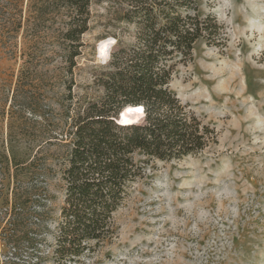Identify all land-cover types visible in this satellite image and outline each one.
Segmentation results:
<instances>
[{
	"label": "trees",
	"instance_id": "1",
	"mask_svg": "<svg viewBox=\"0 0 264 264\" xmlns=\"http://www.w3.org/2000/svg\"><path fill=\"white\" fill-rule=\"evenodd\" d=\"M24 2L30 5L28 11H11ZM96 3L106 5L110 30L124 26L134 35L127 43L113 33L109 62L91 69L92 85L81 94L75 70ZM201 4L202 0H0V36L8 40L4 45L10 56L21 62L15 93H21L22 100L17 109L33 124L32 139L24 133L26 143L17 151L11 137L8 150L17 181L13 207L0 216V240L13 250L11 264L25 255L40 264L50 254L58 264H74L95 253L117 237L114 216L147 164L198 157L217 143L216 132L170 89L176 67L193 60L198 41L223 40L217 18L202 15ZM56 44L64 52L58 55L67 91L62 111L53 108L48 96L51 57L46 48ZM128 107L134 108L124 112L125 124H120L118 117ZM138 110L141 114H134ZM52 146L60 148L58 154L50 153ZM54 161L63 165L64 205L51 225L48 185L55 174ZM5 204L9 203L0 200V206ZM42 242L50 246L47 255L41 251Z\"/></svg>",
	"mask_w": 264,
	"mask_h": 264
},
{
	"label": "rangeland",
	"instance_id": "2",
	"mask_svg": "<svg viewBox=\"0 0 264 264\" xmlns=\"http://www.w3.org/2000/svg\"><path fill=\"white\" fill-rule=\"evenodd\" d=\"M105 8L93 5L91 29L83 37L85 46L75 70L81 94L92 85L91 69L109 62L113 33L127 43L133 41V29L107 27ZM29 9L24 2L11 11ZM201 14L217 18L223 40L198 41L193 60L176 67L170 89L216 132L217 143L198 157L147 164L114 216L117 237L74 264H264V0H202ZM6 42L0 36V200L9 204L0 206V216L13 207L17 181L8 154L11 137L17 151L26 143L24 133L33 137L32 122H25L17 109L22 100L21 93H15L21 62L10 56ZM18 42L23 48V40ZM46 49L51 57L48 96L53 108L62 111L67 105L58 58L63 48L56 44ZM59 151L57 146L50 148L53 155ZM52 167L51 225L64 205L62 162L54 161ZM41 245L47 255L50 246ZM12 251L0 240V264L12 263ZM48 258L40 264H58ZM34 263L37 260L28 255L18 260Z\"/></svg>",
	"mask_w": 264,
	"mask_h": 264
},
{
	"label": "water",
	"instance_id": "3",
	"mask_svg": "<svg viewBox=\"0 0 264 264\" xmlns=\"http://www.w3.org/2000/svg\"><path fill=\"white\" fill-rule=\"evenodd\" d=\"M129 108H134V107H128V108L124 109V110L121 112V114L119 115V117H118V122H119L120 124H123V114H124V112H125L127 109H129ZM124 124H125V123H124Z\"/></svg>",
	"mask_w": 264,
	"mask_h": 264
},
{
	"label": "bare ground",
	"instance_id": "4",
	"mask_svg": "<svg viewBox=\"0 0 264 264\" xmlns=\"http://www.w3.org/2000/svg\"><path fill=\"white\" fill-rule=\"evenodd\" d=\"M125 114V113H124ZM123 114V120H125V115ZM129 114V113H128Z\"/></svg>",
	"mask_w": 264,
	"mask_h": 264
}]
</instances>
